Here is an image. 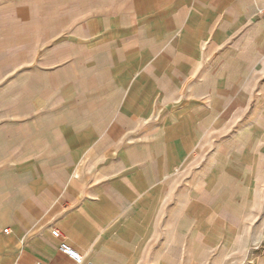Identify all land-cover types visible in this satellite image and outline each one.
Masks as SVG:
<instances>
[{"label": "crops", "instance_id": "crops-1", "mask_svg": "<svg viewBox=\"0 0 264 264\" xmlns=\"http://www.w3.org/2000/svg\"><path fill=\"white\" fill-rule=\"evenodd\" d=\"M48 3L61 25L37 61L48 91L31 97L47 127L4 144L0 264H144L167 178L215 102L264 86V0Z\"/></svg>", "mask_w": 264, "mask_h": 264}, {"label": "rangeland", "instance_id": "rangeland-1", "mask_svg": "<svg viewBox=\"0 0 264 264\" xmlns=\"http://www.w3.org/2000/svg\"><path fill=\"white\" fill-rule=\"evenodd\" d=\"M53 7L48 0H0V158L4 144L47 127L48 102L34 106L31 97L48 91L37 61L48 33L61 25ZM247 87V100L232 93L214 110L208 104L214 114L199 144L184 150L167 178L160 241L144 264H264V86ZM188 105L165 108L176 114Z\"/></svg>", "mask_w": 264, "mask_h": 264}, {"label": "built area", "instance_id": "built-area-1", "mask_svg": "<svg viewBox=\"0 0 264 264\" xmlns=\"http://www.w3.org/2000/svg\"><path fill=\"white\" fill-rule=\"evenodd\" d=\"M5 232L8 233V230H6ZM52 236L60 240V246H59L60 251L73 257L78 263L82 262L81 256H79V254L70 247V245L66 241V238L61 234L59 230H53Z\"/></svg>", "mask_w": 264, "mask_h": 264}]
</instances>
